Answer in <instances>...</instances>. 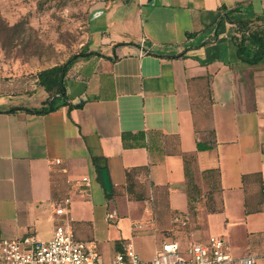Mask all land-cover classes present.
<instances>
[{"label": "crops", "instance_id": "1", "mask_svg": "<svg viewBox=\"0 0 264 264\" xmlns=\"http://www.w3.org/2000/svg\"><path fill=\"white\" fill-rule=\"evenodd\" d=\"M103 2L79 50L90 55L63 79L64 106L28 112L48 95L0 78V241L46 242L69 218L74 240L93 242L102 264L128 243L148 262L163 242L184 249L212 235L227 240L233 264H264V58L242 62L233 40L237 20L264 26V0ZM185 169L197 202L179 228ZM67 196L68 217L55 216Z\"/></svg>", "mask_w": 264, "mask_h": 264}, {"label": "rangeland", "instance_id": "2", "mask_svg": "<svg viewBox=\"0 0 264 264\" xmlns=\"http://www.w3.org/2000/svg\"><path fill=\"white\" fill-rule=\"evenodd\" d=\"M104 0H0L13 27L0 34V78L32 82L42 69L63 63L87 40L89 22ZM121 0H108L106 8Z\"/></svg>", "mask_w": 264, "mask_h": 264}, {"label": "built area", "instance_id": "3", "mask_svg": "<svg viewBox=\"0 0 264 264\" xmlns=\"http://www.w3.org/2000/svg\"><path fill=\"white\" fill-rule=\"evenodd\" d=\"M55 164H60L56 159ZM80 192L86 194L89 178L82 177L79 181ZM70 183V181H69ZM72 183V182H71ZM75 184V183H72ZM71 198L65 197L54 207V215L68 217ZM114 213L108 214L112 219ZM176 227L185 228L189 225L187 214L173 219ZM227 240L223 236H209L206 243H191L182 249L179 242L169 240L163 242L155 251L152 260L143 262L135 254L132 244H126L122 252L115 254L113 264H233ZM238 264H255L252 256L237 259ZM0 264H102L95 244L75 241L70 219L55 224L52 237L41 242L33 235L22 238L4 239L0 241Z\"/></svg>", "mask_w": 264, "mask_h": 264}, {"label": "trees", "instance_id": "4", "mask_svg": "<svg viewBox=\"0 0 264 264\" xmlns=\"http://www.w3.org/2000/svg\"><path fill=\"white\" fill-rule=\"evenodd\" d=\"M107 1V0H104ZM241 3H236L234 8H238ZM222 14L227 18L228 21H232L229 17L232 9H228L225 6L220 8ZM237 24L238 33L240 34V38H233L235 45L237 46V56L238 58L246 63V64H256L264 58V26H250V22H244L241 20H237L235 22ZM221 22L219 23V26ZM14 29V26H8L0 15V34L4 32H8ZM90 55L86 52L77 51L71 56H69L63 63L56 64L54 66L42 69L36 73V85L43 89V91L48 95V100L45 102V105L39 109H31L26 110L31 113L36 114H44L50 111H54L57 108L64 106L66 104L65 101V88L63 85V79L66 75L67 70L70 66L75 62L76 59L79 57H84ZM62 101L60 102V100ZM81 105H76L75 107H80ZM71 106H69L70 108ZM14 111V110H11ZM199 149L205 147H198ZM192 159V158H191ZM93 165L96 168L97 174L104 167L98 165V160L93 158L92 159ZM185 175L187 179V195L189 200V209L186 213L189 218V223L192 220L194 206L197 202V188L193 185L192 181H190V175L188 170L185 169Z\"/></svg>", "mask_w": 264, "mask_h": 264}, {"label": "water", "instance_id": "5", "mask_svg": "<svg viewBox=\"0 0 264 264\" xmlns=\"http://www.w3.org/2000/svg\"><path fill=\"white\" fill-rule=\"evenodd\" d=\"M100 13V12H99ZM97 16V14L95 15ZM92 18V17H91ZM100 176H101V179H102V182H103V185L105 187L106 190H109V181H108V178H107V175H106V172L105 171H101L100 172Z\"/></svg>", "mask_w": 264, "mask_h": 264}]
</instances>
